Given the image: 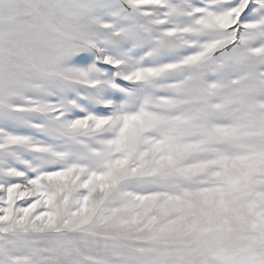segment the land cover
Masks as SVG:
<instances>
[{
	"label": "snow or ice",
	"instance_id": "6c2138e0",
	"mask_svg": "<svg viewBox=\"0 0 264 264\" xmlns=\"http://www.w3.org/2000/svg\"><path fill=\"white\" fill-rule=\"evenodd\" d=\"M0 264H264V0H0Z\"/></svg>",
	"mask_w": 264,
	"mask_h": 264
}]
</instances>
